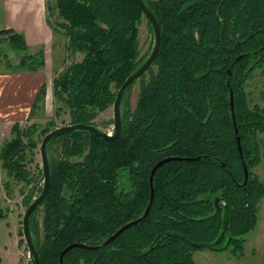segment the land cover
<instances>
[{
	"label": "trees",
	"instance_id": "1",
	"mask_svg": "<svg viewBox=\"0 0 264 264\" xmlns=\"http://www.w3.org/2000/svg\"><path fill=\"white\" fill-rule=\"evenodd\" d=\"M144 2L159 23L161 48L136 109L123 112L120 138L76 131L48 145L50 152L60 142L64 156L50 161V191L30 222L39 264H60L63 251L75 244L80 246L65 254L64 264H195L198 250L232 246L241 254L255 226L264 185L250 169L259 162L264 109L249 106L245 84L255 70L264 71V0ZM53 10L63 21L57 27L68 38V53L83 55L57 74L53 94L68 108L70 125L98 126V115L114 105L146 60H138L145 16L135 0H55L53 8L47 1L54 32ZM1 37L24 53L17 69L45 66L44 51L28 54L22 34L1 30ZM45 96L43 87L32 116ZM53 125L13 126L0 152L8 179L31 183L35 136L45 137ZM75 156L85 157L76 163L70 160ZM175 157L185 160L156 172L150 204L153 168ZM25 202L28 208L33 200ZM6 217L0 195V220Z\"/></svg>",
	"mask_w": 264,
	"mask_h": 264
},
{
	"label": "rangeland",
	"instance_id": "2",
	"mask_svg": "<svg viewBox=\"0 0 264 264\" xmlns=\"http://www.w3.org/2000/svg\"><path fill=\"white\" fill-rule=\"evenodd\" d=\"M51 7H55V0H47ZM153 2L155 0H147ZM1 4V0H0ZM1 7V6H0ZM50 22L53 27L56 28V47L53 52L52 58H54V68L58 67L61 70L55 71L53 74L55 77L62 72L65 68L72 64L79 63L83 59L82 54H69L66 46L68 44V38L65 31L57 26L63 21L59 19L57 11L53 10L49 15ZM2 12H0V25H2ZM1 31V30H0ZM5 37L0 39V63L4 66L9 64L7 70H19L16 67L20 64L21 57L24 53L20 50L12 47ZM59 43H58V42ZM139 56L138 60L143 62L150 55L154 46L153 31L148 24V20L144 17L139 25ZM37 52V51H32ZM30 54V53H28ZM7 66V65H6ZM156 69L153 68V71ZM19 71H22L20 69ZM53 76V77H54ZM150 74L147 73L145 77L138 80L131 90V93L127 94L122 104V115L126 110L134 111L137 107V102L140 98L143 86H146L150 82ZM245 90L247 93L248 104L250 107L259 106L264 109V71L257 69L253 72L250 78L246 81ZM49 98L46 101V108L36 113V115L21 124V128H29L36 124L39 129L42 130L48 127V124L54 123L50 127L51 131L70 125L71 119L69 116L68 108L59 101L53 94V90L49 93ZM45 103V102H44ZM43 103V105H44ZM96 126L100 130L113 134L114 132V108L111 106L105 112L98 115L95 120ZM10 135V139H11ZM44 135L35 136L38 141V149L34 150V161L29 165L31 171V183L30 184H18L13 180L6 177V173L0 168V190L2 198V206L7 211V217L0 220V264H31L29 258V252L26 242L23 236L22 220L27 211L26 200H35L38 194L42 191L44 185V176L42 172V156L40 152V146L43 142ZM9 139V140H10ZM0 140H2L0 136ZM258 144V157L259 162L256 166L251 167L250 171L258 177L259 181L264 185V132L259 133L257 136ZM61 143L57 142L53 144L48 152L49 162L53 159L62 158L63 152L61 149ZM1 152V147H0ZM86 155V154H85ZM85 157V156H84ZM84 157H71V161L80 162L84 160ZM1 166V160H0ZM163 167V166H162ZM161 167V168H162ZM9 182L8 188L5 189V183ZM26 199V200H25ZM217 203V202H216ZM214 203V208L216 207ZM256 223L252 230L245 235L243 250L241 254L236 255L233 252V247L230 246L227 250L222 252H214L210 249L198 250L194 252L195 264H264V197L259 198L256 203ZM225 212V210H224ZM43 209L35 215V225L40 226L43 219ZM22 241L23 244H20ZM227 242V237L224 243Z\"/></svg>",
	"mask_w": 264,
	"mask_h": 264
},
{
	"label": "crops",
	"instance_id": "3",
	"mask_svg": "<svg viewBox=\"0 0 264 264\" xmlns=\"http://www.w3.org/2000/svg\"><path fill=\"white\" fill-rule=\"evenodd\" d=\"M0 30H14L25 38L28 53L44 51L45 66L36 72L7 70L0 63V147L9 140L14 125L32 119L43 107L53 90V75L62 68H54L53 52L56 34L48 24L47 0H1ZM58 42V41H57ZM59 43V42H58ZM37 51V52H32ZM54 76V77H53ZM45 87L46 96L32 116L36 98ZM45 102V103H44ZM44 103V105H43ZM1 168V166H0ZM220 253V252H219Z\"/></svg>",
	"mask_w": 264,
	"mask_h": 264
},
{
	"label": "water",
	"instance_id": "4",
	"mask_svg": "<svg viewBox=\"0 0 264 264\" xmlns=\"http://www.w3.org/2000/svg\"><path fill=\"white\" fill-rule=\"evenodd\" d=\"M137 5L139 6L140 10L143 12V15L146 17L148 22L150 23L152 30H153V35H154V46L153 49L148 56V58L145 60V62L142 64V66L135 72L133 73L122 85L120 90L117 93L116 100L114 102L113 108H114V132L113 134H108L99 128H97L94 125H87V124H76V125H68L64 127L57 128L50 133H48L44 139L43 142L40 146V152L42 155V171H43V176H44V185L41 193L38 195V197L30 204V206L27 208V211L23 217L22 220V226H23V235H24V240L27 245V249L29 252V258L31 260V264H39V253L36 247V244L34 242L33 236L31 234V229H30V222L33 214L37 210V208L43 203V201L46 199L48 196V193L50 191L51 187V169H50V162H49V157H48V145L51 141L54 139H57L59 137H62L64 135L70 134L72 132L76 131H86L89 133H92L96 135L99 138H102L106 141H114L120 138L123 130V125H122V103L124 96L126 92L129 90V88L136 82L138 81L147 71L153 66L160 48H161V42H162V35H161V29L159 26V23L154 16V14L151 12L150 8L148 5L144 2V0H135ZM233 102V98H232ZM185 159L182 158H167L159 163L156 164V166L153 168L151 177H150V184H151V203L153 202L154 199V189H153V179L154 175L156 172L165 164L172 162V161H183ZM188 161L194 160V159H187ZM149 213V208L147 209L144 218L148 215ZM139 223V221H136L134 223L128 224L122 229H120L115 235H113L109 240L106 241L105 244H108L112 241H114L121 233L126 230L127 228L131 227L134 224ZM80 245H71L67 247L63 253L60 256V264H64V256L67 252L73 250L75 247H78Z\"/></svg>",
	"mask_w": 264,
	"mask_h": 264
},
{
	"label": "bare ground",
	"instance_id": "5",
	"mask_svg": "<svg viewBox=\"0 0 264 264\" xmlns=\"http://www.w3.org/2000/svg\"><path fill=\"white\" fill-rule=\"evenodd\" d=\"M42 156V155H41ZM43 159V158H42Z\"/></svg>",
	"mask_w": 264,
	"mask_h": 264
}]
</instances>
